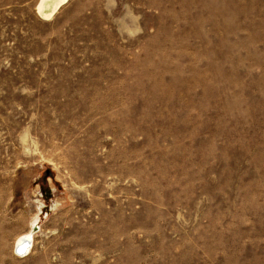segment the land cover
Returning <instances> with one entry per match:
<instances>
[{
    "label": "rangeland",
    "instance_id": "1",
    "mask_svg": "<svg viewBox=\"0 0 264 264\" xmlns=\"http://www.w3.org/2000/svg\"><path fill=\"white\" fill-rule=\"evenodd\" d=\"M37 2L0 0V264H264V0Z\"/></svg>",
    "mask_w": 264,
    "mask_h": 264
},
{
    "label": "bare ground",
    "instance_id": "2",
    "mask_svg": "<svg viewBox=\"0 0 264 264\" xmlns=\"http://www.w3.org/2000/svg\"><path fill=\"white\" fill-rule=\"evenodd\" d=\"M67 1L68 0H38L36 11L41 18L48 20L54 16ZM30 227L31 228L28 232L17 237L15 240L14 250L15 247L25 246L28 240H30L33 244L35 233L41 228V217H39V215H37L34 220H32Z\"/></svg>",
    "mask_w": 264,
    "mask_h": 264
},
{
    "label": "water",
    "instance_id": "3",
    "mask_svg": "<svg viewBox=\"0 0 264 264\" xmlns=\"http://www.w3.org/2000/svg\"><path fill=\"white\" fill-rule=\"evenodd\" d=\"M33 244L30 240H28L26 242V245L25 246H18V247H15V253L18 255V256H21V257H24L26 256L29 252H30V249L32 248Z\"/></svg>",
    "mask_w": 264,
    "mask_h": 264
}]
</instances>
